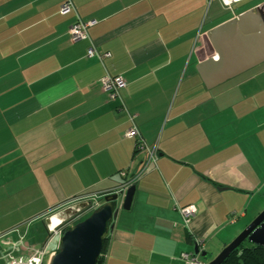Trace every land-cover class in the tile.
I'll use <instances>...</instances> for the list:
<instances>
[{"label": "crops", "instance_id": "crops-1", "mask_svg": "<svg viewBox=\"0 0 264 264\" xmlns=\"http://www.w3.org/2000/svg\"><path fill=\"white\" fill-rule=\"evenodd\" d=\"M61 1L0 0V264L26 219L65 217L143 168L128 114L158 155L119 209L103 264H186L194 243L216 251L210 261L264 209V67L206 88L197 63L213 54L208 30L264 0H72L66 14ZM77 19L96 23L71 41ZM105 75L126 80L124 108ZM189 203L185 227L177 207Z\"/></svg>", "mask_w": 264, "mask_h": 264}, {"label": "water", "instance_id": "water-1", "mask_svg": "<svg viewBox=\"0 0 264 264\" xmlns=\"http://www.w3.org/2000/svg\"><path fill=\"white\" fill-rule=\"evenodd\" d=\"M206 38L213 54L197 63V72L204 86L212 88L264 63V11L260 7L242 11L212 27L206 32ZM135 190L133 184L127 187L122 199L118 193L106 192L88 216L62 233L57 249L45 264H96L103 243L114 228L119 209L130 208ZM85 206L86 202L68 207L61 214L68 217ZM244 240L264 245V209L204 264H221ZM193 245L194 255L207 258L206 251H200L196 243Z\"/></svg>", "mask_w": 264, "mask_h": 264}, {"label": "built area", "instance_id": "built-area-1", "mask_svg": "<svg viewBox=\"0 0 264 264\" xmlns=\"http://www.w3.org/2000/svg\"><path fill=\"white\" fill-rule=\"evenodd\" d=\"M222 6L226 9H231L234 4H237L241 0H219ZM73 8V1L72 0H62L60 2L59 6V12L61 14H66L72 11ZM96 21L94 20H88V21H81L79 19L75 20L68 28L67 33L70 36L71 41H77L85 39V37H88L87 29L94 25ZM87 55L88 56H97L101 59L104 57L109 56L108 53H98L95 51L93 46H90L87 49ZM100 86L104 92L107 93V96L110 100L112 99H118L120 101L121 107L124 108L125 105L122 103V96H121V90L126 85V80H124L120 75H105L99 79ZM130 125L128 129L125 132V135L130 138L136 139L135 141V148L138 150L145 151L146 153V161L144 162L143 168L135 174L130 179H127L123 183L119 184L115 187V189L107 191V192H114L121 195V199L124 196L125 192L127 191V187L134 184V182L141 176V174L147 169L148 165L150 163H154L157 155L158 150L156 146H150L148 147L144 140L141 138V135L139 133L138 127H136L134 122V116L131 114H128ZM155 164V163H154ZM121 176H125L124 171L119 172ZM106 192H104L105 194ZM100 195V197L92 198L86 200V206L80 209H77V211L69 215L68 217L62 218L61 216L57 215L56 213L49 214L46 217L45 227L47 230V240L45 244L41 247H34L29 246L22 240L23 238H20L17 243H12V250L10 252H7L5 256V264H43L45 257H49L52 255L55 250H50L49 245L51 243H57L58 246V238L61 237L62 233L69 228L70 225H73L81 219L85 218L89 215V213L97 207L101 201L100 198L104 195ZM121 205V204H119ZM70 207H73L70 205ZM177 210L179 211L181 222L185 227H189L190 220L196 215L197 209L194 204L189 203L188 205L184 206H178ZM57 216V222L53 223L52 219ZM21 249L22 252L13 253L14 249ZM200 250V248H199ZM186 264H204L198 257V255H194L192 252H182L179 256ZM48 260V258H47Z\"/></svg>", "mask_w": 264, "mask_h": 264}, {"label": "trees", "instance_id": "trees-1", "mask_svg": "<svg viewBox=\"0 0 264 264\" xmlns=\"http://www.w3.org/2000/svg\"><path fill=\"white\" fill-rule=\"evenodd\" d=\"M108 239L103 243L102 251L97 258L96 264L104 263L105 247ZM221 264H264V245L260 246L244 240Z\"/></svg>", "mask_w": 264, "mask_h": 264}, {"label": "rangeland", "instance_id": "rangeland-1", "mask_svg": "<svg viewBox=\"0 0 264 264\" xmlns=\"http://www.w3.org/2000/svg\"><path fill=\"white\" fill-rule=\"evenodd\" d=\"M233 6H235V5H233ZM208 16L210 18H212L211 11H210ZM217 20L214 21V20L211 19L210 22L214 23V22H217ZM259 67H261V68L264 67V63H261ZM33 207H35V204H34ZM24 210H25L24 211L25 215H27L28 212H30V209H28L27 206L25 207ZM34 210H35V208H34ZM54 213H56V212H54ZM38 218L35 217V216H32L31 218L26 219V222H25V225L28 224V226L26 227L27 228L26 237H25L24 240H26V242H28V244L33 245V247L35 246V243H38V242L42 243L44 241V239L46 238V231H45V228H43V227H45V218L44 219H43V217H38ZM35 220H37L36 223H35ZM34 227H36L37 229L34 228ZM215 250H217V249H215ZM215 252L216 251H213V253H211L210 256H212V254L214 255ZM210 256L208 258H202V260L206 263L210 259ZM46 262H47V258L45 257L43 264H45Z\"/></svg>", "mask_w": 264, "mask_h": 264}]
</instances>
